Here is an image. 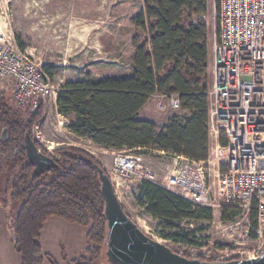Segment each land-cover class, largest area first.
Returning <instances> with one entry per match:
<instances>
[{
    "label": "trees",
    "instance_id": "1",
    "mask_svg": "<svg viewBox=\"0 0 264 264\" xmlns=\"http://www.w3.org/2000/svg\"><path fill=\"white\" fill-rule=\"evenodd\" d=\"M207 12L208 0H145L142 11L132 19L136 32L131 74L78 79L60 88L57 110L69 118V130L116 150L158 149L207 160L210 29L198 18ZM44 70L53 76L51 66H44ZM156 94H177L187 113L173 115L164 126L141 119L140 110ZM44 104L40 101L36 108L27 106L31 111L24 117L5 92H0V183L5 181L7 202L22 200L12 224L21 264H43L46 256L39 238L47 219L54 215L88 228L87 239L93 244L87 248L89 257L73 259L74 264H117L109 260L105 185L95 165L112 180L95 156L72 146L58 148L56 156H51L35 140L57 166L33 177L35 166L28 160L25 139L27 134L33 137ZM140 195L139 204L148 214L160 219L165 228L179 229L169 236L177 243L196 244L195 233L186 232L177 221L213 218V208L195 206L151 181L142 182ZM239 213L237 208H222L221 217L225 222L233 221Z\"/></svg>",
    "mask_w": 264,
    "mask_h": 264
},
{
    "label": "rangeland",
    "instance_id": "2",
    "mask_svg": "<svg viewBox=\"0 0 264 264\" xmlns=\"http://www.w3.org/2000/svg\"><path fill=\"white\" fill-rule=\"evenodd\" d=\"M144 3L145 0H0V36L15 42L20 50L27 51L43 68L46 65L51 66L54 74L50 80L57 90L68 81L127 76L131 74V58L134 54L132 38L136 32L132 19L142 11ZM218 8V0H208V12L204 17L210 29L209 86L213 80L212 44L218 32ZM1 91L5 92L22 116L28 117L31 110L28 111V108L18 106L15 102L12 81L0 80ZM161 101L162 99L159 98L155 102L157 113L162 115L181 113L182 110L170 108L160 110L158 103ZM68 124L69 118L58 112L55 97L52 96L44 104L43 116L33 128V137L49 153L54 152V156H56V149L65 146L84 149L94 155L109 174L113 172V160L116 155H140L157 173L154 183L163 187L165 174L172 166L170 155L153 152V149H105L94 144L89 138H82L71 132ZM216 179L212 171L210 182L213 183ZM119 181L117 195L120 196L124 209L141 229L150 237L169 245L187 257L222 260L219 257H222V250L226 248L240 250V253L244 255L249 253V250L260 246L261 240L252 236L253 233L246 238H241L239 231L235 228L225 230V222L221 217L222 209L216 207H213V218L209 221L203 219L177 221L176 224L186 232L195 233L196 244L177 243L169 236L176 234L179 229L163 227L160 219L152 217L146 212L145 207L139 204L142 182L139 180L130 182L123 177H120ZM5 187L3 180L0 183V238L12 242L16 249V234L12 224L22 206V200L7 202ZM171 191L179 193L178 190ZM235 220L236 218L233 221ZM72 224H75L73 226L78 229L82 228L85 238L88 228L78 223ZM70 233L73 234L74 231ZM92 245L87 241L86 249L76 258L82 256L88 258L87 248ZM63 246L53 250L58 252V255H65ZM16 254L19 255L16 258L17 264H21V255L18 251ZM43 254L46 256L44 261L47 260L51 264L53 263L47 256L53 258L56 264L64 262L62 257L54 258L55 252H43ZM239 255L238 253L237 257ZM10 262L16 261L13 259ZM66 262L65 264L75 263L72 260ZM102 264L107 262L102 261Z\"/></svg>",
    "mask_w": 264,
    "mask_h": 264
},
{
    "label": "built area",
    "instance_id": "3",
    "mask_svg": "<svg viewBox=\"0 0 264 264\" xmlns=\"http://www.w3.org/2000/svg\"><path fill=\"white\" fill-rule=\"evenodd\" d=\"M218 4L208 90L209 157L173 155L163 187L178 190L195 206L240 210L235 221H224L225 230L235 228L241 238L253 233L261 243L244 255L240 250H222L219 258L230 260L264 253V0H218ZM0 80L13 82L15 102L25 108H36L52 96L56 99L60 91L27 51L1 36ZM158 96L160 110H182L177 94ZM212 171L217 177L213 183ZM110 177L118 194L120 177L155 182L157 173L140 155L118 154Z\"/></svg>",
    "mask_w": 264,
    "mask_h": 264
},
{
    "label": "water",
    "instance_id": "4",
    "mask_svg": "<svg viewBox=\"0 0 264 264\" xmlns=\"http://www.w3.org/2000/svg\"><path fill=\"white\" fill-rule=\"evenodd\" d=\"M25 144L28 160L35 166L33 177L57 166L56 160L44 154L30 134L26 135ZM95 166L100 170L105 185L108 255L111 261L117 264H264V253L258 257L230 260L191 258L150 237L126 212L112 181L103 175L99 165Z\"/></svg>",
    "mask_w": 264,
    "mask_h": 264
},
{
    "label": "crops",
    "instance_id": "5",
    "mask_svg": "<svg viewBox=\"0 0 264 264\" xmlns=\"http://www.w3.org/2000/svg\"><path fill=\"white\" fill-rule=\"evenodd\" d=\"M159 99L158 94L154 95L148 103L140 110L139 112V117L141 119H146L150 120L152 122H155L156 124L160 126L166 125L171 117L173 115H162L156 112L155 108V102L156 100ZM187 111L182 110L181 113L179 114H186ZM102 148L107 149V147L100 146ZM111 150H116L113 148H108ZM153 152L159 153V154H166L170 155L172 158L173 154H168L167 152L163 150H158V149H153ZM128 180V179H126ZM130 182H132L130 180ZM114 186V184H113ZM178 193V192H176ZM179 194V193H178ZM119 200L120 196L118 195ZM126 210V209H125ZM127 212V211H126ZM128 213V212H127ZM3 214V212H2ZM129 214V213H128ZM130 215V214H129ZM0 216H1V211H0ZM131 216V215H130ZM132 217V216H131ZM153 217V216H152ZM133 218V217H132ZM70 222L65 221L59 216H51L47 219L42 232L40 236V244L42 246V250L44 253H52L55 252L54 258L56 259L57 257H62L64 262L62 264L67 263L66 261H71L74 258L82 255L81 253L83 250L86 249L87 247V232L85 233V238L82 233V228L79 227V229L76 226H73L75 224H72ZM74 231L73 234L70 232ZM79 232V234H78ZM72 236H78L76 237H71ZM64 244V246H63ZM63 246L65 249L66 254L64 255H58L56 251L53 250V248L56 250L57 248ZM67 250V251H66ZM16 249L13 245L12 242L7 241L5 238H0V264H17L16 258L19 257L16 254ZM71 255H68V254ZM15 259L16 262H10L11 260ZM7 260V262H6ZM43 264H51L47 260L43 262ZM60 264V262H59Z\"/></svg>",
    "mask_w": 264,
    "mask_h": 264
},
{
    "label": "bare ground",
    "instance_id": "6",
    "mask_svg": "<svg viewBox=\"0 0 264 264\" xmlns=\"http://www.w3.org/2000/svg\"><path fill=\"white\" fill-rule=\"evenodd\" d=\"M57 95H58V94H57ZM55 100H57V97H56V99H55ZM34 140H35V139H34ZM50 155H51V156H54V155H52L51 153H50ZM164 188H165V187H164ZM166 189H167V188H166ZM168 190H169V189H168ZM170 191H171V190H170ZM173 192H174V191H173ZM120 202H121V201H120Z\"/></svg>",
    "mask_w": 264,
    "mask_h": 264
}]
</instances>
